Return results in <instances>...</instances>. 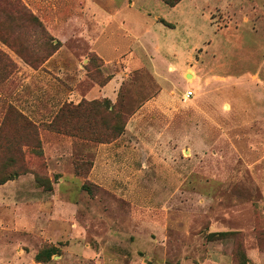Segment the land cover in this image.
<instances>
[{"label": "rangeland", "instance_id": "obj_1", "mask_svg": "<svg viewBox=\"0 0 264 264\" xmlns=\"http://www.w3.org/2000/svg\"><path fill=\"white\" fill-rule=\"evenodd\" d=\"M114 2L125 30L99 51L124 54L105 69L91 28L86 41L53 34L22 0H0V264H264V0ZM155 13L186 36L180 52L132 39L149 29L161 42ZM131 52L142 64L128 66ZM113 70L124 72L115 102L94 99L126 118L118 137L82 138L109 132L98 118L87 127L91 106L48 125Z\"/></svg>", "mask_w": 264, "mask_h": 264}, {"label": "crops", "instance_id": "obj_2", "mask_svg": "<svg viewBox=\"0 0 264 264\" xmlns=\"http://www.w3.org/2000/svg\"><path fill=\"white\" fill-rule=\"evenodd\" d=\"M23 3L36 15L40 18L42 23L45 25L46 29L55 34L58 32H65L71 36L72 39H84L85 32H88L90 28L92 29L94 35H97L95 41L92 44H88V48L95 52L102 60H103V67L106 69L109 65H115L119 61L124 52H117L114 57H107L103 52L99 51V48L107 47L108 40H114L115 37L120 35L122 30V24L124 20L120 17V10L122 8V3L116 4L114 0H107L109 2L108 8H106L102 3L97 0H22ZM143 0H127L123 7L135 10L138 6L143 7L142 3ZM166 9L176 10L182 0L176 3L173 6H169L163 0H156ZM226 7V6H225ZM264 12V11H263ZM138 15V12H135ZM141 17L144 16V11L139 13ZM135 15L131 17V14L127 16V20L131 21V18H134ZM262 16V17H260ZM257 19V23L259 25V30L264 32V13H262ZM136 20L140 19L135 16ZM208 17V16H207ZM248 20V19H247ZM152 22L160 23L161 26L165 27V31L163 34V38L161 42L154 36L153 34L149 35V29H144L140 36L131 33L132 39L138 41V45L142 48L145 46L150 47L151 52H155L157 55L161 57L167 56L171 52H180V46L184 48L185 44L183 45L184 41L186 40V36H179L178 34H169L167 29L173 30L176 28V24L171 19L167 18L163 14L155 13L152 17ZM171 26H169L168 24ZM61 39V38H60ZM91 40V39H90ZM86 41V40H85ZM100 45L97 44L100 42ZM111 49L115 50V45H108ZM148 51V50H147ZM146 52V50L144 51ZM142 52V53H144ZM166 52V54L164 53ZM261 52H264V43L263 49ZM57 53L55 52L47 61L56 57ZM67 55H77L75 52H65ZM129 57L131 60L127 61L128 66L131 67L130 64H142L139 61L138 55L134 52H131ZM264 56V54H263ZM146 57L151 58L149 54ZM168 57V56H167ZM167 60V59H166ZM46 61V62H47ZM45 62V63H46ZM170 62L166 61V67L169 65ZM57 69H61L60 66L57 64L55 65ZM75 67V61L73 60V64H71L70 69ZM171 67V66H170ZM129 68V67H128ZM132 68V67H131ZM130 68V69H131ZM109 73V79L103 85H97L94 83L91 87L83 94V97L86 99H94L98 97L108 98L112 102H115L116 97V90L121 85V80L123 79L122 73L113 70ZM127 75V74H126ZM79 81V79H78ZM260 85L262 89H264V80L260 81ZM80 100V94L75 91H69L67 96V101H73L74 103Z\"/></svg>", "mask_w": 264, "mask_h": 264}, {"label": "trees", "instance_id": "obj_3", "mask_svg": "<svg viewBox=\"0 0 264 264\" xmlns=\"http://www.w3.org/2000/svg\"><path fill=\"white\" fill-rule=\"evenodd\" d=\"M163 1L166 4H168L169 6H173L176 3H178L180 0H163ZM24 8H26V7L24 6ZM29 14H30V17L32 20L38 21L37 17L31 11H29ZM38 23H39V21H38ZM54 50L55 49H53V51ZM22 57L25 60V62H27L31 66H33V67L36 66L35 60L33 58H31L30 56L23 54ZM44 60H45V58H43L42 61H44ZM108 79H109V77L106 76L104 81L100 82L99 84L103 85L104 83H106V81ZM84 105L88 106V107H90V106L93 107L92 109H89L87 111L86 110L83 111L84 119H85V123L87 124V127H91V128L96 127L97 121L95 119L98 118V121L101 124L100 126H102L105 130L108 129L109 132H102V133L100 132L97 135L93 134L90 136H84L83 135L82 138H87L89 140H95V141H99V142H108V141L115 139L116 137H118L122 133V131L124 129V125L126 123V118L122 120L118 116L117 112L115 113L113 111L114 105L108 104L107 99H104L103 101H100L97 99H93L90 101L82 100L81 102L77 103L76 105H72L71 103L64 104L59 108L58 112L56 113V115L50 121V123L48 125L54 127L55 126L54 124L56 122H58V120H60L62 118H68L71 114H73L77 110V108H79L80 106H84ZM94 106H103V108L106 109V111H108L109 114H112V116L109 117L110 120L112 121V123H110V124L106 123V121H104L103 116H101V114H99V112L97 110H94ZM21 118H22L23 125L25 127H27L28 129H31L34 126L32 124V122L27 120L23 115H21ZM226 234H227V232H210V233H208V237L212 239L213 236L226 235ZM48 253H49V255L53 254L52 251H49Z\"/></svg>", "mask_w": 264, "mask_h": 264}, {"label": "built area", "instance_id": "obj_4", "mask_svg": "<svg viewBox=\"0 0 264 264\" xmlns=\"http://www.w3.org/2000/svg\"><path fill=\"white\" fill-rule=\"evenodd\" d=\"M193 95V91L192 90H187L184 95H183V100H187L189 99L191 96Z\"/></svg>", "mask_w": 264, "mask_h": 264}]
</instances>
